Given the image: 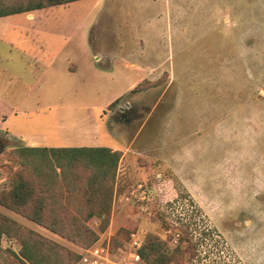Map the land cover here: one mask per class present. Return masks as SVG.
<instances>
[{
    "label": "rangeland",
    "instance_id": "obj_1",
    "mask_svg": "<svg viewBox=\"0 0 264 264\" xmlns=\"http://www.w3.org/2000/svg\"><path fill=\"white\" fill-rule=\"evenodd\" d=\"M88 3L42 9L30 19L0 17V99L18 104L21 97L27 112L12 117L0 103V194L22 169L11 156L22 143L7 134L13 124L5 126L2 115L28 127L74 123V134L100 124L122 154L104 230L105 216L86 220L95 241L127 261L129 232L139 248L153 235L171 251L178 227L188 225L197 256L188 262L185 253L181 264H212L215 240L224 264H264V0ZM66 35L59 60L44 69ZM64 56L78 64L77 74L61 69ZM43 158L36 167L48 184L42 215L84 218L88 172L78 166L82 182L72 183L69 173L63 183L54 158L49 165V155ZM22 212L0 204V215L22 227L15 241L1 238L0 264H29L19 255L26 230L52 242L44 264H71L86 246Z\"/></svg>",
    "mask_w": 264,
    "mask_h": 264
},
{
    "label": "trees",
    "instance_id": "obj_2",
    "mask_svg": "<svg viewBox=\"0 0 264 264\" xmlns=\"http://www.w3.org/2000/svg\"><path fill=\"white\" fill-rule=\"evenodd\" d=\"M73 1L76 0H0V17L63 6ZM43 154H47L51 158L47 165L54 158L56 167L60 169V181L63 183L69 177V173L72 175V183L79 184L82 182L81 176L75 170L78 166L88 172L85 179V189L88 196L86 200L87 212L84 218L72 215L70 218L64 219L54 216L44 217L42 215L45 208L42 204L40 193L47 192L48 184L42 183L41 180L39 181V176L37 175L42 173V170L36 167H38V164L46 163H43L46 158L41 160ZM121 154L120 150L106 146L15 147L11 150V156L15 159H20L18 163L22 169L13 174L9 190L0 194V204L16 211L21 208L23 209L22 214L29 220L87 247L95 242L97 234L86 225V220L94 215L98 217L105 216L102 225L99 226L100 230H104L107 224L113 179ZM37 160L41 161L38 162ZM23 170L25 172L30 170V174L35 175L37 178L33 177L30 179L23 173ZM82 187L84 191V184H82ZM101 196L102 198H100ZM29 206L32 209L30 211L25 210ZM187 227L188 225L178 227L176 244L171 251L164 250L166 245L164 241L159 240L156 236L149 235L137 250L144 264H181V258L185 253L188 256L186 259L188 262L196 257L197 243L189 237V229ZM21 229L22 227L15 221L5 215H0V241L2 237H8L9 241H15L13 237H16L15 235H17V232H21ZM119 229L123 230V227ZM207 234L206 231H202V238ZM19 244V255L27 263L44 264L45 261H48V252L52 249L49 245L52 242L38 233L26 230V235L20 237ZM218 245L219 241L215 240L213 245L215 253L212 264L225 263L222 260L221 251L218 250ZM204 254H206L205 251H203L202 255ZM208 256L209 253L202 259H206ZM74 258L75 260L71 264H75L79 256L75 255ZM234 260V264H238V260Z\"/></svg>",
    "mask_w": 264,
    "mask_h": 264
},
{
    "label": "crops",
    "instance_id": "obj_3",
    "mask_svg": "<svg viewBox=\"0 0 264 264\" xmlns=\"http://www.w3.org/2000/svg\"><path fill=\"white\" fill-rule=\"evenodd\" d=\"M76 1H79V0H76ZM89 1H90V3H88V6H90L91 3L93 4L92 6H96V4L99 2V0H96V1L95 0H89ZM73 2H75V1H73ZM73 2H71V3H73ZM63 6H65V5H63ZM51 8H54V7H51ZM86 8L88 9L89 7H86ZM40 10H42V9L33 10L30 12L17 13V14H25L26 18H28L30 16L34 17V15L36 13H38ZM89 12H91V10H89ZM12 15H14V14H12ZM2 17H4V16H2ZM28 19H30V18H28ZM32 19H34V18H32ZM89 36H90V34H89ZM68 38H69V35L68 36L66 35L65 37L62 38L63 42H62L60 49L51 58H49L48 61L46 60L47 62L45 63L44 69H50L53 61L59 60L58 57L62 54H59L58 52H61L64 50V46L69 42ZM62 61H63L61 64L62 70H64L65 72H67L69 74H77V72L80 68L77 63L69 62V58L67 56H64L62 58ZM0 68H1V66H0ZM1 69L3 71H5L4 68H1ZM131 87H133V86L127 87V89L131 88ZM133 88H131V89H133ZM0 92H3V90L0 89ZM13 93H14V90H10V94H13ZM117 99L118 98H116L115 100H117ZM22 100H23V98L21 99V97H20L18 104H15L14 102L9 103L5 99H0V103L2 105H5L7 108H9L10 116L15 117L18 115L17 117H24L23 115H26L27 112H25L24 111L25 109L22 108L23 105H21V104L24 103V100L23 101ZM113 102H111V103H113ZM2 117H3L2 122L5 124V126H7V124H8V128L11 126V124H13L12 125L13 129H11V131H9V133H7V134H9L14 139L20 141L22 143V146H29V147H71V146H76L75 144L77 143V145H79V146H106V147H110L113 149L120 150L122 152L121 145H119V147L116 145H113L112 141H114L116 136L112 137V135H110V137H109V135L101 133V130L99 128L100 124L92 125L91 129L86 128L85 132L88 131L89 134L84 135L85 132H83V134H79V131L76 134L73 133L72 125H74V123L73 124L67 123V125H69V129H67V130L65 129V127H63L65 125V122H59V121H55L54 123L52 121H49V122L45 121L43 124L38 123L36 126L28 127L26 123H24L23 125H15L14 122L11 120V117H9V115H2ZM95 130H97L98 135L100 134L99 142H95V138H96L95 134H94ZM82 131H84V130H82ZM103 141L106 143H103Z\"/></svg>",
    "mask_w": 264,
    "mask_h": 264
},
{
    "label": "built area",
    "instance_id": "obj_4",
    "mask_svg": "<svg viewBox=\"0 0 264 264\" xmlns=\"http://www.w3.org/2000/svg\"><path fill=\"white\" fill-rule=\"evenodd\" d=\"M141 188V184L137 185ZM135 190H131L133 194ZM143 192V191H142ZM142 212H146V206L140 207ZM140 242L136 237V233H130V240L128 242V256L127 261L118 254L111 252L102 242L95 241L91 245L84 247L79 252V258L75 264H144L137 250Z\"/></svg>",
    "mask_w": 264,
    "mask_h": 264
}]
</instances>
